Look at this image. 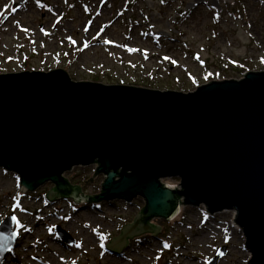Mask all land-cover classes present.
<instances>
[{"label": "rangeland", "instance_id": "374dc122", "mask_svg": "<svg viewBox=\"0 0 264 264\" xmlns=\"http://www.w3.org/2000/svg\"><path fill=\"white\" fill-rule=\"evenodd\" d=\"M262 6L263 0H0V74L61 68L76 82L184 93L241 80L264 71ZM96 168L76 167L65 177L88 195L100 194L105 177H93ZM53 187L22 193L19 176L0 168V223L14 215L19 236L4 264H207L223 248L217 264L252 258L236 212L210 215L204 205L183 206L174 224L154 220L158 234L130 240L116 254L106 243L134 221L143 198L84 207L71 199L49 202ZM56 227L74 245L59 241Z\"/></svg>", "mask_w": 264, "mask_h": 264}, {"label": "water", "instance_id": "95a60500", "mask_svg": "<svg viewBox=\"0 0 264 264\" xmlns=\"http://www.w3.org/2000/svg\"><path fill=\"white\" fill-rule=\"evenodd\" d=\"M95 164L93 177H105L100 194L87 195L64 178ZM0 168L19 176L22 193L54 184L50 202L143 197L134 221L107 244L116 254L133 238L158 234L161 226L151 220H172L182 197L211 214L236 209L248 264H264L263 71L190 93L76 82L61 68L0 74ZM164 178H178L182 190ZM13 218L0 223V264L19 245ZM56 232L75 243L60 227Z\"/></svg>", "mask_w": 264, "mask_h": 264}, {"label": "bare ground", "instance_id": "6f19581e", "mask_svg": "<svg viewBox=\"0 0 264 264\" xmlns=\"http://www.w3.org/2000/svg\"><path fill=\"white\" fill-rule=\"evenodd\" d=\"M263 1H264V0H263ZM239 4H240V7H241L242 5H244L242 2H239ZM242 7H243V6H242ZM242 7H241V8H242ZM262 8H264V7L262 6ZM231 10L233 11L234 14H237L239 17L242 16V12H240L239 10H235L234 8H232ZM235 12H236V13H235ZM239 12H240V15H239ZM263 13H264V12H263ZM263 72H264V71H263ZM242 78H243V77H242ZM242 78H241V79H242ZM238 81H241V80L239 79ZM196 90H197V89H196ZM196 90H195V91H196ZM195 91H191V92H195ZM188 93H190V92H188ZM98 166H99V165H98ZM98 166H97V167H98ZM78 167H79V166H78ZM74 168H76V167H74ZM74 168H73L72 170H74ZM72 170H71V171H72ZM102 175H103V174H102ZM98 176H99V175H97L96 177H98ZM64 178H66L65 175H64ZM66 179H67V178H66ZM67 180H68V179H67ZM179 183L181 184V181H180ZM47 184H48V183H47ZM41 187H42V186H41ZM172 187H175V186H172ZM176 187H177L178 190H182V186H181V185H178V186H176ZM49 191H50V190H49ZM49 191H48V192H49ZM82 191H83V193H85L83 189H82ZM48 192H47V193H48ZM47 193H46V195H47ZM85 194H86V193H85ZM87 195H88V194H87ZM139 197H141V196H139ZM142 198H143V197H142ZM136 199H137V198H134L133 201L136 200ZM143 200H144L145 205H146V200H145L144 198H143ZM180 200H181V203H182V204H181V208L179 209V211H178L177 214L173 217L172 220L168 221V220H166V219H164V218H162V217H160V218L155 217V218H153V219L151 220V222H153L154 220H165V221L167 222V224H170V223H173V224H174V223H175V219H177V217H179L180 212L182 211V207H183V206H193V205H187V204H184V203H183V201H184V198H183V197L180 198ZM133 201H132V202H133ZM127 203H128V202H127ZM129 203H131V202H129ZM90 204H96V203L86 202V201L83 202V206H84V207H87L86 205H90ZM145 205H144V206H145ZM204 206H205V205H204ZM205 207H206V209H207V206H205ZM226 211H229V210H226ZM230 211H234V212H236V214H237L236 209H234V210H230ZM207 213L210 214V215H214V214H216V213H212V214H211V213L208 212V211H207ZM9 216H11V214H10ZM13 216H14V215H13ZM14 217H15V216H14ZM235 218H236V216H235ZM173 221H174V222H173ZM177 222H178V221H177ZM177 222H176V223H177ZM234 223L237 225V227H239L240 230H242V233L244 234V231H243V229L241 228V226H240L238 223H236L235 221H234ZM180 224H182V223H180ZM146 234H150V235H152L151 233H146ZM146 234H143V235H146ZM143 235H142V236H143ZM140 237H141V236H140ZM134 239H136V238H133V239H131V240H134ZM244 239L246 240L245 235H244ZM18 247H19V246H18ZM190 247H191V246H190ZM182 249L185 251V250H187L188 248H182ZM222 251H223L222 253L218 251V255L216 256L218 262L221 260V258H222L223 256L226 255L225 248H223ZM53 253H54V252H53ZM54 254H55V253H54ZM40 260H42V258H40ZM212 260H214V259H213V258L210 259V260L208 261V263H210ZM218 262H217V263H218ZM208 263H207V264H208ZM46 264H47V263H46Z\"/></svg>", "mask_w": 264, "mask_h": 264}, {"label": "snow or ice", "instance_id": "6c2138e0", "mask_svg": "<svg viewBox=\"0 0 264 264\" xmlns=\"http://www.w3.org/2000/svg\"><path fill=\"white\" fill-rule=\"evenodd\" d=\"M3 13H0V16H2ZM15 220V218H13ZM18 223V222H17ZM0 236H2V234H0ZM15 237V233H13V238ZM102 239H106V237H101ZM103 247V245H102ZM164 247H169V245L165 244Z\"/></svg>", "mask_w": 264, "mask_h": 264}, {"label": "trees", "instance_id": "16d2710c", "mask_svg": "<svg viewBox=\"0 0 264 264\" xmlns=\"http://www.w3.org/2000/svg\"><path fill=\"white\" fill-rule=\"evenodd\" d=\"M241 7H242V6H241ZM241 9H242V8H241ZM240 12H242V10H241ZM240 12H239V13H240Z\"/></svg>", "mask_w": 264, "mask_h": 264}]
</instances>
